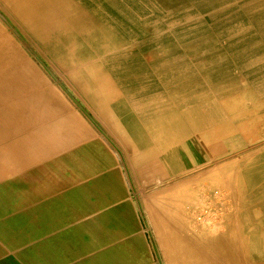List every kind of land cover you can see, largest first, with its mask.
Returning <instances> with one entry per match:
<instances>
[{"label":"bare ground","instance_id":"obj_1","mask_svg":"<svg viewBox=\"0 0 264 264\" xmlns=\"http://www.w3.org/2000/svg\"><path fill=\"white\" fill-rule=\"evenodd\" d=\"M2 2L54 57L74 59L81 48L83 56L119 60L111 81L128 111H137L134 132L144 153L158 158L154 172L169 173L167 185L176 191L170 218L178 230L189 216L206 218L214 225L199 230L226 232L236 239L230 247L242 244L239 233H264V0H79V13L71 0ZM54 27L58 34L49 32ZM117 32L125 38L118 40ZM7 56L25 64L17 53ZM78 71L88 78L93 70ZM20 73L14 69L10 92L25 88ZM7 84L0 71V92ZM103 86L89 84L96 93ZM246 247L245 255L253 246Z\"/></svg>","mask_w":264,"mask_h":264},{"label":"crops","instance_id":"obj_2","mask_svg":"<svg viewBox=\"0 0 264 264\" xmlns=\"http://www.w3.org/2000/svg\"><path fill=\"white\" fill-rule=\"evenodd\" d=\"M24 56L45 83L0 101V264H164L114 146ZM43 57L57 72L80 73L67 64L74 59ZM180 223L166 264H232L220 244L212 252L210 234ZM239 235L253 252L237 264H264V233Z\"/></svg>","mask_w":264,"mask_h":264},{"label":"rangeland","instance_id":"obj_3","mask_svg":"<svg viewBox=\"0 0 264 264\" xmlns=\"http://www.w3.org/2000/svg\"><path fill=\"white\" fill-rule=\"evenodd\" d=\"M71 1H73V4L76 6L74 8L75 11L79 13V0ZM0 4L3 8L0 11V21H2V25H4L5 27L4 29L2 26H0V71H2L3 77L8 75L10 82V84H7V87H5L4 90L1 91L2 93H0V101H8L7 94H9V96L12 95V92H10V86L13 87L16 81V78L14 77V69L15 71L18 70V72H23L22 74L20 73L19 76L20 79L24 82L25 87L24 89L18 90L19 92L17 93L27 90H34L44 85L45 82L40 79L34 67L24 55H28L32 59H36L35 63L38 66V69L44 72L45 76L50 77L52 79V84L57 86L58 89L63 92L68 99L76 103L77 106L82 109V112L85 114V116L94 124V126L100 129V132L102 134L106 135L110 144L114 146V148L120 155L121 163L123 164V167L131 184L132 198L136 202L140 214L142 213V218L149 227L148 232L150 234L152 244L154 245V247L158 245L157 250L158 253L160 252V260L163 255V262L164 264H166V259L168 260L170 256L169 251L171 250V243H173V239L178 236L177 233H179V230H184H178L174 226L170 218V214H176V211L172 210V208L174 209V207L176 206L175 202L172 201V198L176 197V195L173 194L176 191H172V186L169 187L167 185V182L171 180L170 178H168L169 173L166 174V172H160L157 174L154 172L153 166L155 165V163L153 162L157 161L158 158L154 155L152 157L148 153H144V151L142 150V148L144 147V143L134 132L135 126H139V122L138 119H136L137 122H133L136 120L132 119V116L136 117L138 115L136 114L137 111H128V108L126 107V97L124 96L122 91L118 90V88L115 86V83L113 84L114 80L113 82L111 81L113 78H111V74L109 73L112 69L117 67V64L120 65L119 60L116 57L94 58V56H83L81 55L82 50L80 48L76 53L77 55L74 57V61L69 63L67 62V64L71 65L72 70H74L75 65H77V71L78 66L86 67L87 70H93L90 77L88 78L82 76L80 77L79 75H77L78 81L84 85L83 88L85 92L84 94H81L78 92H81V90L74 86L72 80L74 75L72 73L74 72H72L70 76L68 75V71L57 72V69L52 66L53 63L46 61L43 57V55H49L54 58V56L49 53L48 49H46V46L36 36H34L26 29L24 24L16 18L12 10H8V7L3 4L2 0H0ZM6 11L9 14L6 13ZM9 15L11 16L12 20H10ZM87 27L93 28L92 24H87ZM48 30L50 33H59V29H55V27ZM112 30L116 31L117 29L115 28V26H112ZM117 37L118 40L125 38L118 32ZM117 48L119 50V47ZM10 52L17 53L18 56H22L20 58V61L21 59H25V64H23V62L17 64L16 61L18 60L13 62L7 56ZM118 58H120L119 55ZM20 64L21 66H19ZM26 64H29L30 66H27ZM19 67H21V69H19ZM26 67L29 68L23 69ZM30 71L35 72L33 73L35 75L34 78L31 76L32 73ZM27 73L30 77L27 75ZM93 80H97L99 83L104 85L101 88L100 93H96L95 91H92L93 89H90L89 84ZM108 90H111V92H109ZM102 91H104L103 94ZM97 94L99 95V97ZM87 96H91L92 98H94L95 102H93L92 105L86 102ZM98 98L101 100H99ZM105 106H108V108H106ZM128 115L130 116V118ZM180 181L183 182L184 180L181 179ZM170 200L174 203V205L172 202H170ZM194 207L195 206H193V208ZM199 207L200 206H196V210ZM207 207L208 205H206V208ZM187 222L191 224V228H189V230H195L194 232L196 233L197 230H199V227L209 228L214 225V221H209L206 218L201 217L198 219L196 217L189 216ZM178 224H180V222H178ZM218 234L223 236V239L220 235H211V240L213 239L212 241H214H211L212 252H215V250H217L216 246H219L220 244V246H222V248L224 249V252H227L228 260H231V263L235 264L234 262L236 261V258H242L241 254L243 253V251H246L247 247H244L243 244L238 245L237 247H230L232 242H235L236 239L231 240V237L227 236L226 232H223L222 230ZM151 235H153V237ZM219 238L222 239V243H215V241H218ZM225 242H227L228 244ZM176 246L177 242L175 240V248Z\"/></svg>","mask_w":264,"mask_h":264}]
</instances>
